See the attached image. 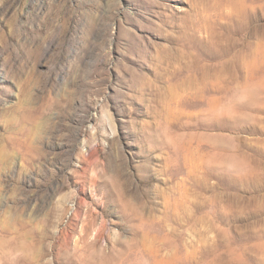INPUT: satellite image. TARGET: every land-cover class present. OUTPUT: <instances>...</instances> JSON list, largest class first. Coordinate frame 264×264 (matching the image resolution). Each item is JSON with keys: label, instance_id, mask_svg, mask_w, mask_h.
Segmentation results:
<instances>
[{"label": "rangeland", "instance_id": "1", "mask_svg": "<svg viewBox=\"0 0 264 264\" xmlns=\"http://www.w3.org/2000/svg\"><path fill=\"white\" fill-rule=\"evenodd\" d=\"M0 264H264V0H0Z\"/></svg>", "mask_w": 264, "mask_h": 264}]
</instances>
